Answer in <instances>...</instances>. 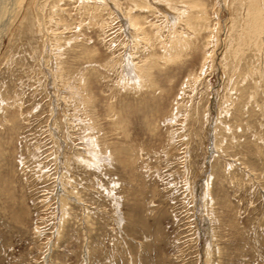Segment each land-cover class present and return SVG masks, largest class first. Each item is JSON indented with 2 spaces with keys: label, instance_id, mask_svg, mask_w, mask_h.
Listing matches in <instances>:
<instances>
[{
  "label": "rangeland",
  "instance_id": "374dc122",
  "mask_svg": "<svg viewBox=\"0 0 264 264\" xmlns=\"http://www.w3.org/2000/svg\"><path fill=\"white\" fill-rule=\"evenodd\" d=\"M249 1L0 0V264H264Z\"/></svg>",
  "mask_w": 264,
  "mask_h": 264
},
{
  "label": "bare ground",
  "instance_id": "6f19581e",
  "mask_svg": "<svg viewBox=\"0 0 264 264\" xmlns=\"http://www.w3.org/2000/svg\"><path fill=\"white\" fill-rule=\"evenodd\" d=\"M15 1V0H14ZM245 1V0H244ZM262 1V0H261ZM254 2H256V1H254ZM253 2V0L250 2L249 1V4L251 3V5L250 6H252L253 7V10L252 11H250V13L253 15V17H254V20H251V21H249V23H248V31H250V33L252 34L253 32H256V26L255 25H260L261 26V28H263L264 29V20L262 21V19L260 18V13H261V10L259 9V7H254L253 5H255V3ZM264 2V1H263ZM13 3V2H12ZM245 3V2H244ZM3 4H4V2H3ZM6 4V3H5ZM13 5V4H12ZM5 6V5H4ZM6 6H7V4H6ZM128 6V5H127ZM258 6H259V4H258ZM118 7V6H117ZM131 7V6H130ZM183 7V6H182ZM5 8V7H4ZM8 10V9H7ZM241 11H242V9H241ZM244 11V10H243ZM245 11H247V10H245ZM3 13V12H2ZM122 13V12H121ZM248 13V12H247ZM9 13L7 12V14L5 13V16H7ZM125 14V13H124ZM248 15V14H247ZM129 16V15H128ZM134 16V19L132 18L131 19V15L129 16V17H127V14H126V18L128 19L127 21H126V24H128L129 26H131V28H133V26H134V24H136L139 28H140V25H138V23H140L141 21L138 19L139 17H136L135 15H133ZM132 16V17H133ZM171 16V15H170ZM178 16V15H177ZM136 17V18H135ZM172 17V16H171ZM248 18H249V16H248ZM3 19H5V18H3ZM243 19H244V17H243ZM241 20V19H240ZM124 21V20H123ZM172 21H173V19H172ZM176 21V20H175ZM174 21V22H175ZM244 21V20H243ZM244 23V22H243ZM255 24V25H254ZM247 25V24H246ZM128 27V26H127ZM134 27H136V26H134ZM130 28V29H131ZM142 28V27H141ZM140 28V29H141ZM144 28V27H143ZM142 28V29H143ZM142 29L140 30V31H142ZM146 29V27L143 29V33H144V30ZM240 29V28H239ZM258 29H260V28H258ZM136 30H137V27H136ZM246 30V29H245ZM261 30V29H260ZM128 31V30H127ZM126 31V32H127ZM129 32H130V30H129ZM134 32H136V31H134ZM133 32V33H134ZM244 32V31H243ZM132 33V34H133ZM137 33V32H136ZM141 34H142V32H140ZM140 33H138V34H140ZM245 33V32H244ZM262 34H264V33H262ZM129 35V34H128ZM137 35V34H136ZM252 35H254V33L252 34ZM133 36H134V34H133ZM130 37H131V35H130ZM146 37V36H145ZM252 37H255V36H252ZM133 38V37H132ZM137 38V37H136ZM259 38V37H258ZM238 39V38H237ZM250 39V38H249ZM133 40V39H132ZM244 40H246V39H244ZM256 41H257V39H256ZM259 41V40H258ZM242 42V41H241ZM250 42V41H249ZM258 43V42H257ZM255 44V43H254ZM260 44V43H259ZM237 45V48H238V46H239V44H236ZM250 45H251V43H250ZM247 46V45H246ZM264 46V45H263ZM263 48V47H262ZM235 49V48H234ZM240 49V48H239ZM168 50H169V48H168ZM167 50V51H168ZM244 50V49H243ZM263 50V49H262ZM243 52V51H242ZM262 52V51H261ZM240 53V52H239ZM88 54V53H87ZM131 55V54H130ZM132 56H133V54H132ZM131 56V57H132ZM151 59V58H150ZM153 59V58H152ZM151 59V60H152ZM129 61V60H128ZM146 61H148L149 62V60L147 59ZM137 63V62H136ZM141 64V63H140ZM112 65V64H111ZM127 66V65H126ZM143 66V65H142ZM131 67V66H130ZM144 67V66H143ZM127 68H129V67H127ZM132 68V67H131ZM126 70V69H125ZM137 70L141 73V74H143V75H141V80L142 79H144L145 78V72H144V69H142L141 67H137ZM136 71V70H135ZM134 72V71H133ZM132 72V73H133ZM77 74V73H76ZM61 76V75H60ZM63 76V75H62ZM65 76V75H64ZM63 76V77H64ZM126 76V75H125ZM128 76V75H127ZM59 77V76H58ZM87 77V76H86ZM68 78V77H67ZM75 78V77H74ZM73 78V79H74ZM69 79V78H68ZM71 79V78H70ZM136 79V78H135ZM67 80V79H66ZM89 80V79H88ZM85 82V81H84ZM68 83V82H67ZM88 84L89 83H87V86H88ZM71 85H74L73 83L71 84ZM82 86V85H81ZM143 86V85H142ZM74 87H75V85H74ZM90 87V86H89ZM66 89V88H65ZM74 89H76V87L74 88ZM89 88H87V90H88ZM72 90V89H71ZM81 90V89H80ZM133 90V89H132ZM79 91V90H78ZM84 91V90H83ZM74 92V91H73ZM77 92V91H76ZM88 92H90V90L88 91ZM87 92V93H88ZM134 92V91H133ZM147 92V91H146ZM80 93V92H79ZM82 93V92H81ZM86 93V94H87ZM134 93H136V92H134ZM73 94V93H72ZM85 94V93H84ZM138 94V93H137ZM74 95H75V92H74ZM89 96V95H88ZM81 97V96H80ZM89 98H91V96L89 97ZM78 100V99H77ZM80 100V99H79ZM75 101V100H74ZM81 101V100H80ZM91 101H92V99H91ZM79 102V101H78ZM82 102V101H81ZM83 102H85V101H83ZM86 103V102H85ZM90 103V102H89ZM79 104H82V103H79ZM87 106V105H86ZM85 106V107H86ZM79 107V106H78ZM75 108H76V106H75ZM86 109H88L87 107H86ZM83 110V109H82ZM145 110V109H144ZM182 111V110H181ZM76 112H78V111H76ZM80 112V111H79ZM78 112V113H79ZM88 113V112H87ZM73 114H74V112H73ZM78 115V114H77ZM85 115V114H84ZM89 115H90V113H89ZM88 115V116H89ZM92 115V114H91ZM76 116V115H75ZM79 116V115H78ZM180 116V115H179ZM178 116V117H179ZM74 118H76V117H74ZM83 120H85V119H83ZM89 120V119H88ZM86 121V120H85ZM85 121H84V123H85ZM87 122V121H86ZM84 123H82L83 125H84ZM80 124V123H79ZM81 124V125H82ZM87 124V123H86ZM81 127H83V126H81ZM186 127V126H185ZM97 131V130H96ZM87 137V136H86ZM100 138V137H99ZM87 139V138H86ZM96 139V138H95ZM93 141V140H92ZM94 142V141H93ZM96 142V141H95ZM86 143H88V142H86ZM96 143H98V142H96ZM87 146V148H88V145H86ZM94 147V146H93ZM102 149V148H101ZM103 150V149H102ZM91 151V150H90ZM94 152V151H93ZM104 152V151H103ZM106 152H108V151H106ZM113 151H111V153H112ZM89 153V152H88ZM80 154V153H79ZM104 154V153H103ZM99 155V154H98ZM106 155V154H105ZM76 158H78V156L76 157ZM111 158H112V156H111ZM87 159V158H86ZM90 159V158H89ZM100 159V158H99ZM59 160V159H58ZM78 160V159H77ZM93 160V159H92ZM97 160V159H96ZM101 160V159H100ZM80 161V160H79ZM102 161V160H101ZM106 161V160H105ZM108 161V160H107ZM77 163H79V162H77ZM93 164V163H92ZM99 168V167H98Z\"/></svg>",
  "mask_w": 264,
  "mask_h": 264
}]
</instances>
